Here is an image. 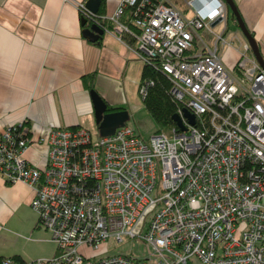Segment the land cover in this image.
Listing matches in <instances>:
<instances>
[{
  "label": "built area",
  "instance_id": "1",
  "mask_svg": "<svg viewBox=\"0 0 264 264\" xmlns=\"http://www.w3.org/2000/svg\"><path fill=\"white\" fill-rule=\"evenodd\" d=\"M182 1L118 0L110 15L75 4L85 22L134 37L136 57L169 80L185 130L144 141L125 124L95 139L82 127L35 140L22 122L1 129L0 178L32 190L29 208L55 246L25 264H264V71L244 38L223 64L219 49L233 43L223 0ZM150 85L140 81V99ZM40 144L35 164L24 153ZM108 239H137L145 256L101 257Z\"/></svg>",
  "mask_w": 264,
  "mask_h": 264
},
{
  "label": "crops",
  "instance_id": "2",
  "mask_svg": "<svg viewBox=\"0 0 264 264\" xmlns=\"http://www.w3.org/2000/svg\"><path fill=\"white\" fill-rule=\"evenodd\" d=\"M233 1L264 59V0ZM77 2L85 0H0V130L22 122L35 140L50 126L92 129L87 85L109 106L136 108L143 63L109 26L96 43L87 39ZM117 4L104 0L102 15L112 14ZM227 28L233 43L218 54L229 68L243 40L230 12ZM43 153V145H31L24 157L38 164ZM32 195L24 184L0 178V258L18 256L27 263L54 254L30 253L31 247H50L29 208Z\"/></svg>",
  "mask_w": 264,
  "mask_h": 264
},
{
  "label": "water",
  "instance_id": "3",
  "mask_svg": "<svg viewBox=\"0 0 264 264\" xmlns=\"http://www.w3.org/2000/svg\"><path fill=\"white\" fill-rule=\"evenodd\" d=\"M223 1L226 4L228 12H230V14L233 16L236 22V26L240 31L242 37L246 41L252 56L254 57L258 65L261 67V69L264 71V59L260 54L257 42L254 39L253 35L248 31L246 25L244 24L234 1ZM99 4L100 0H85L84 2V6L93 14L97 13ZM85 23V20L82 19L81 24L83 25ZM102 32V28H100L95 23H90L89 25H85L82 34L90 41H94L101 36ZM89 97L93 106L94 123L96 125L97 134L99 136L112 134L117 127L124 125L125 121L128 118V113L126 110L120 109L116 111L107 112L104 101L93 89L89 90ZM182 115L189 124L194 123V116L184 108L182 109ZM171 120L180 131L185 130V126L182 124L180 117L177 113H173L171 115Z\"/></svg>",
  "mask_w": 264,
  "mask_h": 264
},
{
  "label": "trees",
  "instance_id": "4",
  "mask_svg": "<svg viewBox=\"0 0 264 264\" xmlns=\"http://www.w3.org/2000/svg\"><path fill=\"white\" fill-rule=\"evenodd\" d=\"M103 2L104 0H100V4L97 10V14H103ZM128 9H126L125 13H127ZM86 22L82 26L88 25ZM102 26H109L107 23H102ZM121 40L129 46H132L135 43V39L132 35L128 33H124L121 35ZM97 40L95 41V43ZM88 77V76H87ZM150 80L151 85L147 88L146 95L143 99H141L142 106L146 110V112L153 119L156 129L154 132H163L167 133L168 130L174 126V123L171 120V115L175 112L176 104L174 100L171 99L168 94V90L170 87V82L166 78V76L154 65L143 63L140 81ZM88 90H91V86H88ZM106 111H116L122 108L120 107H112L105 104ZM75 128V127H70ZM28 136V132H27ZM5 258H0V261ZM9 259L12 260L13 264H25L18 256H12Z\"/></svg>",
  "mask_w": 264,
  "mask_h": 264
},
{
  "label": "rangeland",
  "instance_id": "5",
  "mask_svg": "<svg viewBox=\"0 0 264 264\" xmlns=\"http://www.w3.org/2000/svg\"><path fill=\"white\" fill-rule=\"evenodd\" d=\"M173 1L179 9H183L185 7L182 0H173ZM188 15L189 14H187V16ZM231 26L232 24L229 25V30H232ZM213 30L216 31L217 26L214 27ZM198 33L200 36H202V38L207 43L210 44V40L208 39V37L205 36L203 31H198ZM198 47H199V44L197 45V48ZM140 101L141 99L137 97V99H135V102H133L134 104H136V108L130 109V111L128 110L129 105L128 104L124 105L126 108L124 110H126L128 113V118L124 124L130 127L131 129H133V131L139 138L146 141L148 137L153 134V132L156 129V126H155L153 119L146 112L144 107L140 105ZM88 130L91 134L92 139H95L96 136L98 135L96 125L92 129H88ZM39 228L42 229L41 227ZM45 236H46L47 241L50 242L49 243L50 247L46 244H44L43 247H31L30 253L40 254V253H43L44 251H48L49 249H51V251H55V246L50 241L49 234L47 232H45ZM26 239H28V236H26ZM104 245L102 244V247L105 249V252L101 255V257L113 256V255H118V254H131L133 257L141 259L145 256L144 245L137 239H134V240L123 239L120 244H116L112 240L108 239ZM30 246H33V245H30ZM192 264H197V263H192Z\"/></svg>",
  "mask_w": 264,
  "mask_h": 264
}]
</instances>
